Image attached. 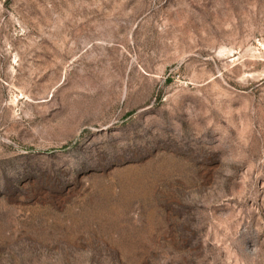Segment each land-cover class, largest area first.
Segmentation results:
<instances>
[{"label":"rangeland","instance_id":"rangeland-1","mask_svg":"<svg viewBox=\"0 0 264 264\" xmlns=\"http://www.w3.org/2000/svg\"><path fill=\"white\" fill-rule=\"evenodd\" d=\"M0 264H264V0H0Z\"/></svg>","mask_w":264,"mask_h":264}]
</instances>
